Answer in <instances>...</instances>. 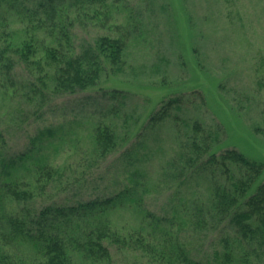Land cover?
I'll list each match as a JSON object with an SVG mask.
<instances>
[{
    "label": "rangeland",
    "instance_id": "1",
    "mask_svg": "<svg viewBox=\"0 0 264 264\" xmlns=\"http://www.w3.org/2000/svg\"><path fill=\"white\" fill-rule=\"evenodd\" d=\"M127 1L142 10L143 24L129 43L122 72L109 70L96 86L60 95L49 92L43 100L30 82L28 97L23 93L10 99L0 89L4 156L29 153L27 163L35 169L33 155L44 154L48 166H65L59 180L39 193L38 208L54 201L112 195L133 187L131 171L142 169L139 205L112 212L113 224L123 230L138 226L142 213L171 216L180 198L205 201L208 182L189 172L176 175L185 128L175 133L171 118L153 128L147 125L165 99L182 97L181 108L171 107L181 119H200L221 129L214 149L236 147L264 162V133L257 129L264 130V0ZM107 32L77 27V49ZM16 68L17 77L29 81L28 71ZM113 88L126 90L128 96L108 97L105 91ZM113 106L119 108V116L111 112ZM100 121L114 124L121 139L118 149L106 156L95 151L93 142V129ZM263 180L264 170L254 186ZM211 225L201 231L192 225L180 230L181 240L198 257H210L224 235L225 222L215 230ZM112 250L113 264H147L138 251L114 246ZM251 264H264V253Z\"/></svg>",
    "mask_w": 264,
    "mask_h": 264
},
{
    "label": "trees",
    "instance_id": "2",
    "mask_svg": "<svg viewBox=\"0 0 264 264\" xmlns=\"http://www.w3.org/2000/svg\"><path fill=\"white\" fill-rule=\"evenodd\" d=\"M142 24V10L127 0H0V89L10 99L23 93L28 97L26 86L30 82L33 92L43 100L49 92L60 95L96 86L109 70L119 73L125 69L127 48ZM79 26L109 32L78 50L75 36ZM17 66L28 71L29 81L17 77ZM105 94L123 100L128 96L126 90L118 88ZM181 98L163 100L147 125L153 128L171 118L177 127L175 133L185 128L179 139L176 175L189 172L208 182L207 203L198 197L180 198L171 216L142 213L138 226L127 230L115 226L111 218L114 210L140 203L143 171L137 167L129 176L133 187L105 197L54 201L38 208L39 193L59 180L65 166H48L44 154H35L38 166L34 169L26 160L29 153L5 157L2 142L0 264H113V246L140 252L147 264H251L252 259L260 258L264 253V180L256 186L254 183L264 170V162L236 147L214 149L221 129L173 114L171 107L181 108ZM110 110L120 115L118 107ZM115 127L100 121L93 129L95 151L101 156L120 145ZM17 170L30 172L27 176L33 182ZM223 222L224 235L208 258L193 254L181 240L184 226L201 231L211 223L215 230ZM229 229L232 233L226 235Z\"/></svg>",
    "mask_w": 264,
    "mask_h": 264
}]
</instances>
